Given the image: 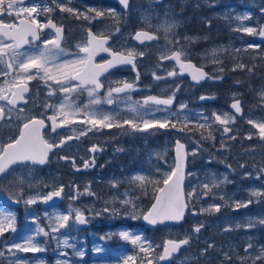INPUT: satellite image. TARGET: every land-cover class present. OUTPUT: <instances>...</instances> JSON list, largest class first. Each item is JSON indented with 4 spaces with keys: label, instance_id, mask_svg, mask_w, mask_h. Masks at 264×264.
<instances>
[{
    "label": "rangeland",
    "instance_id": "obj_1",
    "mask_svg": "<svg viewBox=\"0 0 264 264\" xmlns=\"http://www.w3.org/2000/svg\"><path fill=\"white\" fill-rule=\"evenodd\" d=\"M172 3L181 6L177 10L179 16L172 12V4L168 2V5L164 0H134L131 12L117 11L122 17L117 14L110 20L107 10L111 8L101 6L99 10L105 11L106 15L101 17L104 24L99 30L112 32L115 30L114 25L125 26L127 19L134 18V33L144 30L157 37V41L151 44L134 43L136 57L139 58L134 71V101L143 105L148 97H172L177 105L169 110L179 113L180 122L177 127L183 128V133L178 135V130L170 127L149 129L155 137H159L155 138L145 134L149 130L143 132L144 134L134 131L132 145H116V149H111L102 156V168L95 169L92 176L83 180L63 178L49 169H32L29 172L28 168H15V171H11L0 181V190L15 200L19 198L21 203L18 210L0 209V214L11 211L17 217L16 231H7L0 236V249L4 250V256L0 257L2 264H9V260L13 259L7 247L13 242L23 243L26 236L34 234L32 217H39L38 222L46 226V213L67 214L69 207L82 209L88 223L87 228L81 229L76 225L72 229L70 244L75 245V249L61 248L67 255L58 257L53 241L46 245L48 248L43 253L17 252V255L24 258H42L45 264H55L57 258L67 259L69 264H123L124 258L132 255L134 259L129 264H147L148 260H152V264H158L153 259V254L162 252L165 240L179 241L190 237V243L175 254L172 264H202L204 261L223 264L228 261L224 253L229 254L234 264H241L240 257H245V249L250 239L254 246L250 250L252 257L264 246V226L252 229L246 227L249 220L264 218V196H250L252 190L264 192V176L256 178L258 169L264 167V139L260 137L259 129L254 126L264 123V97L261 95L264 93V38L237 30L242 26H264V0H172ZM31 5V2L22 4ZM90 8L98 9L97 6ZM244 14H249L250 19H236ZM165 22L177 24L172 33L166 34L163 30L157 32V26ZM195 29L201 33L197 34ZM131 36L133 33L122 30V36L117 38V44H121L123 51L133 49L129 40ZM249 44L259 45V48H248ZM181 48L185 51L182 60L192 61L209 73L211 78L204 84H191L188 78L178 76L174 65L161 62L164 59L162 55L169 56L172 51ZM213 49L218 52L215 59L212 56ZM240 63L246 67L237 68L236 65ZM170 71L176 75L168 76ZM240 78L244 84L239 82ZM31 82L36 83V79ZM47 84L52 86V90L57 88L52 81H47ZM54 93L59 96L54 98L53 105H58L63 96L58 91ZM201 96L211 100H200ZM238 97H243L245 116L242 119H237L229 108L230 101ZM49 102L50 98H43L40 92L35 93L31 99V107L24 109V113L15 115L16 121L8 125L9 130L0 135V141L8 142L9 137H17V123L23 120L18 119L19 116L30 117L35 112H44L42 110ZM181 104L186 107L180 109ZM151 106L155 108V105ZM213 113L221 118L227 113L232 116V120L227 125H221L215 120ZM163 115L164 112H156L157 117ZM173 121H176V117H173ZM206 122L210 127H198V124ZM224 127L230 129L229 134L223 132ZM209 132L213 138L203 139ZM118 134L113 132L111 138L122 135ZM172 135L173 139L184 143L189 151L197 144L200 145L201 151L196 156H188L187 173L192 175H187L185 186L186 192L196 187L200 198L192 199L188 215L181 226H168L152 231L143 227L142 218L154 201L155 189L163 184V173L170 172L173 167ZM222 143L224 147H221ZM76 149L81 159L90 156L89 153L83 154L87 152L85 147H75ZM116 150L122 151V155L116 153ZM99 159L100 156L93 157L92 163L95 165ZM104 168L106 170L101 172ZM135 175H146L159 183L154 187L152 184L141 186L139 181L130 182ZM225 177L227 180L224 183L212 187L208 195H204V184L211 185L213 178L220 181ZM60 186H63L61 204L58 207L45 208L42 197ZM88 192L92 195H88ZM33 196L37 198V203L27 206L24 201ZM124 200H131L132 203L124 205ZM225 200L228 201L227 204ZM249 200L252 202L247 207L236 208V203H247ZM210 205H219L220 211H201ZM105 207L109 212L96 215ZM133 208L139 216L135 220L130 218ZM112 209L116 210V214L112 213ZM201 225L199 233L193 231L194 227ZM121 231L140 235L143 245H152V251L141 252L140 245L134 246L119 236ZM60 238H64L63 231ZM39 239L44 244V239ZM209 244L213 247L209 248ZM121 246L128 250L119 251ZM96 248L101 251H95ZM205 249L207 251L203 252ZM76 251H82L84 255L76 256ZM260 263L263 264L264 261L257 262ZM243 264H252V259L245 257Z\"/></svg>",
    "mask_w": 264,
    "mask_h": 264
},
{
    "label": "snow or ice",
    "instance_id": "obj_2",
    "mask_svg": "<svg viewBox=\"0 0 264 264\" xmlns=\"http://www.w3.org/2000/svg\"><path fill=\"white\" fill-rule=\"evenodd\" d=\"M118 2L127 9L129 7V0H118ZM208 2V0H205ZM70 3V0H69ZM61 12L73 13L77 19L83 18L88 21L89 24L92 20L100 18L106 15L105 11L89 8V12H94V16H89L83 12L76 11L73 7L65 5H57ZM199 7V4H197ZM38 9L43 13H51L53 9L48 6L41 8L39 4L33 3L31 6H22L21 0H0V14H6L13 16L19 20V24L11 23L6 24L3 20H0V76L5 77L3 85H0V101L6 102L5 105H0V123L3 122L6 116L10 117L17 111L24 113V108L17 109L18 102L26 103V94L29 93L28 82L33 79H40L45 81H52L57 88L49 91L48 95L52 96L54 91H58L62 94L63 98L58 105H46L45 107L53 108L54 115L49 116L48 119L52 122V132L55 133L57 128L70 123L71 118L83 115L84 119L81 121L82 124L91 125L92 127H86L84 130L78 133L79 136H84L88 132L100 130L103 128H120L124 129L127 125L133 131L147 132L149 129H177L183 131V128H178L177 123L180 122V116L178 112H171L169 106L173 104V98L169 97L166 99H158L156 97H148L143 105L138 101H131V97L127 99L131 101L128 104L127 110L132 113V117L128 119H121L120 113L116 112H105L100 108L102 104L114 105L117 101V97L120 94H126L135 88V83L114 81L109 82L106 94L101 97L99 92L104 86V82L101 77L105 73H109L110 69H121L123 66H131L132 70L135 71L136 64V50L130 49L125 52H117L108 46L110 37L103 33L94 34L91 29L87 30L86 42L78 44V52L74 59L62 60L61 57L66 55L65 49L61 46L62 28L58 27L53 23L52 19H48L47 23H40L33 14L39 15ZM107 14L113 17L117 16L115 9L107 10ZM147 19V18H146ZM237 20L250 19L249 14L243 16H237ZM177 27L176 23L165 22L157 26V32L163 30L164 33H172L173 29ZM54 29L55 36L53 39L46 40L41 46L38 42L40 41V33L45 29ZM237 30H241L248 35H259L264 38V26L260 27H240ZM119 31V29H117ZM157 37L150 34L147 31H138L135 33L134 39L140 42L143 40H155ZM7 41V42H6ZM171 42V41H170ZM25 46L32 51L24 50ZM248 48H259V45L249 44ZM167 51V50H166ZM98 53H107L110 59L105 60L103 63H95L94 58ZM218 52L216 49L212 50V56L215 59ZM143 55V53H139ZM182 57H185V51L183 48L172 51L171 55H162V58L175 60L179 66L180 72H189L194 81L199 82L208 76L207 73L202 71L200 68L194 67L190 62H184ZM237 68L243 69L246 66L242 63L236 65ZM6 69V70H5ZM222 70V69H221ZM251 71V69H249ZM111 75V73H109ZM176 75L175 72H168V76ZM139 73H137V79ZM159 79L160 77H156ZM211 78V77H209ZM107 79V77H105ZM72 81L77 83L73 84ZM113 83L116 86H113ZM87 93L88 102L81 107L75 102L74 96L78 97L83 93ZM264 97V93L261 94ZM201 100L206 97L201 96ZM151 105H155L153 108ZM241 102L231 104V108L236 113L241 112ZM163 106V107H161ZM186 105L181 104L180 109H184ZM156 112H164L165 115L157 117ZM215 120L221 125H227L231 120L232 116L225 113L223 118L220 115L213 113ZM60 117L59 124L57 123V117ZM173 117H176V121H173ZM24 119L26 122L23 123L22 127L19 128V135L15 138L9 137L8 142L0 141V174H7L9 170L15 171L12 166H19L22 168H28L29 172L32 171V166L45 165L48 162L50 153L53 152L54 148H60L65 145V139H61L59 143L54 140L49 141L43 135L42 130L45 129V120L38 119L35 116H19L18 119ZM187 118H184V122ZM251 123V121H249ZM210 127L206 123L198 124V127ZM259 129V134L264 139V123H258L254 125ZM230 129L228 127L223 128L224 133H228ZM76 133L77 130L73 129ZM203 139H212V133L209 132L207 136H203ZM67 139H71L68 137ZM225 145L222 143L221 147ZM96 151L94 147L92 149ZM201 151L200 145L191 151L186 148V145L179 139L175 142V153L176 160L175 166L171 168L170 172H164L163 187L155 189L154 203L151 204V208L143 214V219L150 225L164 224L165 222L179 223L185 218L186 209L189 207L192 199H199L200 192L194 187L190 191H185V168L187 165L188 156H196ZM61 159H66L61 157ZM85 167L89 166V162L85 161ZM243 167V165L241 166ZM159 171V169H157ZM191 176L192 173H187ZM264 176V167L258 169L257 179ZM224 180L215 181L211 185L204 184L203 189L204 195H208L212 187H216L218 184L224 183ZM139 181L141 186L144 184H152L154 187L159 183L149 179L146 175H135L131 178L130 182ZM22 184L23 181H20ZM63 186L59 189L50 191L47 195L42 197L44 203L55 202L56 198H60L62 195ZM79 194V193H78ZM88 195L92 193L88 192ZM251 197H262L264 192L252 190L250 192ZM223 199V197H222ZM16 203L20 202V199H16ZM227 200L225 203L227 204ZM247 203H236V208L247 207ZM24 203L27 206L37 203L36 197H29ZM124 205L132 203L131 200H124ZM113 214H116V210H111ZM201 211H220L219 205H210L208 208H202ZM109 212V209L105 207L102 212H97L96 215ZM195 214V213H194ZM45 218L48 220L46 226H42L38 221L39 217H32L31 223L35 225L34 234L26 236L23 243L13 242L10 247H7V251L11 253L13 259L9 260V264H45V260L38 257L24 258L17 255V252H32L43 253L47 250L46 245L49 242H55L57 255L66 256L67 253L61 251V248H73L75 245L70 244V233L76 225H84L86 217L84 211L77 207H69L67 214L64 213H53L52 215L45 214ZM130 218L135 220L139 216L136 214V209L133 208ZM17 217L14 212H7L6 214H0V236L7 231H16ZM239 226V225H238ZM257 226H264V218H257L256 221L249 220L247 224L248 229L255 228ZM201 226L194 227L193 231L196 233L200 232ZM230 230V229H226ZM63 231L64 238H60V234ZM119 236L124 241H130L134 246L140 245L141 252H151L152 245H143L142 237L140 235H132L128 231H121ZM44 239V244L40 242L39 238ZM190 243V237L180 239L179 241L168 239L163 243L162 253H154L153 259L157 261H164L170 258L176 253L181 246L188 245ZM209 248L213 245L209 244ZM251 239L245 249V257L252 259V264H257L258 261H264V246H261L257 254L252 257L250 250L253 248ZM15 249L16 251H13ZM95 251H101L100 248H96ZM206 252L207 249L202 250ZM76 256L82 257L84 253L82 251H76ZM239 255V254H237ZM4 256V250L0 249V257ZM225 258L229 264L231 257L228 253H224ZM245 257H240L241 264ZM134 257L128 255L124 258L123 264H129ZM2 264V261H0ZM55 264H69L67 259L57 258ZM143 264V262H142ZM147 264H152V260H148Z\"/></svg>",
    "mask_w": 264,
    "mask_h": 264
},
{
    "label": "flooded vegetation",
    "instance_id": "obj_3",
    "mask_svg": "<svg viewBox=\"0 0 264 264\" xmlns=\"http://www.w3.org/2000/svg\"><path fill=\"white\" fill-rule=\"evenodd\" d=\"M162 0H159L161 2ZM31 2L39 4L42 7L48 6L53 9L51 13H43L38 9V12H40L39 15L35 14V18L40 22L46 24L48 19H52L53 23L56 24L58 27L62 28V36L63 39L61 41V46L65 49L66 55L62 56V60H69L74 59L76 53L78 52L77 45L86 42L87 39V30L90 28L91 31L94 34L103 33L104 35H108L110 37L108 41V46L111 47L112 50L117 52H125L122 49L121 44L118 42L117 44V38L119 39L122 36V30L129 31L133 33L134 36V18L127 19V23L125 26L122 24L114 25L115 30L112 32H101L99 30V27L104 24L102 22V18H96L92 20V22L89 24L88 21H85L83 18L77 19L73 13L68 12H61L60 8L57 6L59 5H65L73 7L78 12H83L89 16H94V12H89L87 8L97 6L98 9L101 6H107L108 8L115 9L116 12L120 11L121 8L120 5L114 1H108V0H26V2H22V4H27ZM166 4L168 2L172 4L171 10L173 13L177 15V10L181 9V7L178 5V3H172V0H164ZM168 4V5H170ZM134 8V0H129V7L127 8L128 12H131ZM119 16L122 17L121 13H117ZM115 17L110 15V19H114ZM102 19V20H101ZM0 20H3L6 24L15 23L18 24V19L13 16H8L6 14H0ZM104 21V20H103ZM120 25V28L118 27ZM123 28V29H121ZM119 29V31H117ZM116 32V33H115ZM115 33V34H114ZM55 36L54 29L45 28L40 33V41L38 42L41 46L43 45V42L46 40L53 39ZM133 36L129 38L130 44L134 48V41ZM7 42V41H6ZM24 50L32 51V49H28L27 46H25ZM176 51V50H175ZM111 57L108 56L107 53H98L97 56L94 58L95 63H103L105 60L110 59ZM185 61V60H184ZM171 63V62H170ZM171 65H174V63H171ZM175 66V65H174ZM6 70V69H5ZM111 73V75L109 74ZM109 73H105L104 76L101 77V80L104 82V86L101 88L99 95L103 97L108 89L109 82L114 81H121V82H134V71L132 70L131 66H123L121 69H110ZM107 77V79H105ZM5 80V77L0 76V85H3ZM40 83V84H39ZM73 84L77 83L76 81H72ZM113 86H116L113 83ZM29 87V93L26 94V103L24 102H18L17 109L24 108L27 109L31 107V99L35 95V93L40 92L41 96L43 98H50V102L48 105H53L54 98L58 94L55 95V93L52 96H49V91L52 90V86L45 83V81L40 80L36 78V83L34 82H28ZM137 95V93H136ZM131 97V101H134V89L126 94H120L119 97H117V101L114 105H108V104H102L100 105V108L105 112H116L120 113L121 119H128L132 117V113L128 112L127 107L128 104L131 102L127 99V97ZM75 102L79 104L81 107H83L84 104L88 102V96L87 93H83L79 95L78 97L74 96ZM159 98V97H156ZM165 98V97H162ZM243 97H241V106L243 108ZM211 100V98H210ZM0 105H5L7 109L6 102L0 101ZM156 107V106H155ZM244 109V108H243ZM44 112H35L32 116H35L38 119H44L45 120V129L42 131L43 135L46 139H48L50 142L55 141L56 143H59L61 139H65L66 143L65 145L61 146L60 148H54V151L50 153L48 163L45 169H38V168H32L33 170H42L45 171L46 169H49L52 172H57L60 175H62L63 178H67L70 180H83L85 178H88L93 175V171L98 168H102L103 164V155L105 153H108L111 149H116V145H120L121 143H125L127 146H130L134 143V131L128 127L127 125L124 126V129H119L116 127L112 128H103L100 130H93L92 133L88 132L84 136H79L77 138L78 133L82 130H84L86 127H92L91 125L82 124L81 121L84 119V116L81 114L77 117L71 118V121L67 125H63L57 128L56 132H52V122L48 119L49 116L54 115V110L52 108H45L42 110ZM19 112L17 111L12 116L8 117L6 116L2 123H0V135L4 132L8 131L11 123L15 122L14 120L15 115L18 116ZM60 117H57V123L59 124ZM26 122V120L19 121L17 123V132L19 134V128L22 127L23 123ZM73 129H76L77 132L74 133ZM165 131V130H164ZM176 131V130H175ZM113 132H116V134H122L118 137H113ZM167 132V131H166ZM178 135H181L183 131H176ZM230 132V131H229ZM229 132L227 134H229ZM141 133V132H140ZM143 133V132H142ZM118 134V135H119ZM144 134V133H143ZM148 136L155 135L152 133V130H149L147 133H145ZM153 134V135H152ZM18 136V135H17ZM170 136V134H169ZM68 137H71V139H67ZM173 140V144L176 142V139H173V135L171 136ZM111 138V139H110ZM155 138H159L158 136ZM161 138V137H160ZM162 141V138L161 140ZM75 147H85L87 152H83L84 155L87 153L90 154V156H86L87 158L83 157L82 159L79 156V152L77 149L75 150ZM96 148V151H93V148ZM107 150V151H105ZM116 153L122 155V151L116 150ZM100 156V159L95 163V165L92 163V158ZM61 157H65L66 159H61ZM129 155H127V159H129ZM85 161L89 162V166L85 167ZM106 168H104L101 172H104Z\"/></svg>",
    "mask_w": 264,
    "mask_h": 264
},
{
    "label": "water",
    "instance_id": "obj_4",
    "mask_svg": "<svg viewBox=\"0 0 264 264\" xmlns=\"http://www.w3.org/2000/svg\"><path fill=\"white\" fill-rule=\"evenodd\" d=\"M111 1H114V2H116V3H118L119 5H120V7L122 8V10H124V11H126V9L118 2V0H111ZM135 36V35H134ZM133 40H134V42L136 43V44H138V45H142L143 43H152V42H154L155 40H151V41H148V40H143V42H140V41H137V40H135L134 38H133ZM167 61H173L175 64H176V67H177V69L179 70V72H178V75L180 76V77H185V78H188V80H189V82L191 83V84H193V85H201V84H204L208 79H209V74L205 71V69H203V68H201V67H198V66H196L193 62H191V61H184V62H190L192 65H194V67H196V68H200L202 71H204L205 73H207L208 74V76H206L204 79H202V80H200L199 82H197V81H194L193 79H192V77H191V75L189 74V72H187V71H185V72H183V73H181L180 72V69H179V66H178V64L176 63V61L175 60H171V59H167ZM234 102H236V101H233V102H231L230 103V109L233 111V113L235 114V116L238 118V119H240L241 117H242V115H243V110H242V108H241V112L240 113H236L235 112V110L234 109H232L231 108V104L232 103H234ZM173 105V104H172ZM171 105V106H172ZM43 131V130H42ZM54 150V149H53ZM173 159H174V166H175V160H176V153H175V148H174V151H173ZM187 162H188V158H187ZM47 164V163H46ZM46 164L45 165H36V166H32V167H39V168H44L45 166H46ZM14 167H17V166H12V168H14ZM10 171V170H9ZM185 173H187V165H186V168H185ZM6 174H0V180H1V178L2 177H4ZM185 183H186V175H185V181H184V185H185ZM164 185H162V187H163ZM16 200H14V199H11L10 197H8L6 194H4L2 191H0V205H2V206H6V207H19V203H16L15 202ZM60 203V198H56L55 199V202H54V204H53V202H48V203H44L43 205L44 206H56V205H58ZM154 203V202H153ZM150 208H151V206H150ZM149 208V209H150ZM187 211H188V208L186 209V214H187ZM186 214H185V217H186ZM185 219V218H184ZM184 219L182 220V221H180L179 223H174V222H165L164 224H157V225H155V226H153V225H150V224H148L144 219H143V223H144V226L145 227H147V228H151V229H155L157 226H161V227H163V226H180L182 223H183V221H184ZM80 226H82V227H85L86 226V223L84 224V225H80ZM183 246H181V248H182ZM180 248V249H181ZM179 249V250H180ZM178 250V251H179ZM163 251V250H162ZM177 251V252H178ZM176 252V253H177ZM176 253H174V254H176ZM173 254V255H174ZM172 255V256H173ZM172 256L170 257V258H168V259H166V260H164V261H159V263L158 264H170V262H171V259H172Z\"/></svg>",
    "mask_w": 264,
    "mask_h": 264
},
{
    "label": "trees",
    "instance_id": "obj_5",
    "mask_svg": "<svg viewBox=\"0 0 264 264\" xmlns=\"http://www.w3.org/2000/svg\"><path fill=\"white\" fill-rule=\"evenodd\" d=\"M199 32H201L200 30H199ZM241 79V78H240ZM239 82L241 83V84H244L243 83V81H242V79L241 80H239ZM253 84V83H252ZM47 248H48V246H47ZM223 261H226V260H223ZM225 264H229V262L228 261H226V262H224ZM223 263V264H224ZM235 262H232V260L230 261V264H234ZM202 264H216V261H213V262H209V261H204V262H202ZM261 264V263H260ZM264 264V263H263Z\"/></svg>",
    "mask_w": 264,
    "mask_h": 264
}]
</instances>
